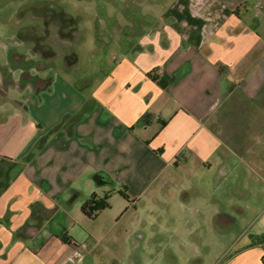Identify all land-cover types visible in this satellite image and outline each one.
<instances>
[{
    "label": "crops",
    "instance_id": "obj_1",
    "mask_svg": "<svg viewBox=\"0 0 264 264\" xmlns=\"http://www.w3.org/2000/svg\"><path fill=\"white\" fill-rule=\"evenodd\" d=\"M160 1L89 94L19 67L3 91L0 72V264H86L82 204L126 180L139 199L169 165L213 179L219 250L189 263L264 264V0Z\"/></svg>",
    "mask_w": 264,
    "mask_h": 264
},
{
    "label": "rangeland",
    "instance_id": "obj_2",
    "mask_svg": "<svg viewBox=\"0 0 264 264\" xmlns=\"http://www.w3.org/2000/svg\"><path fill=\"white\" fill-rule=\"evenodd\" d=\"M152 6L148 0H0V64L19 56L24 60L19 68L31 76L28 82L36 81L39 70L42 77L59 75L89 94L120 56L116 41H136L164 10L160 0ZM212 183L206 171L192 176L169 165L139 199L133 183L109 184L104 191L110 207L91 222L94 235L85 230L86 264H190L205 247L216 253ZM183 189L199 195L191 194L183 205ZM233 228L237 234L242 230Z\"/></svg>",
    "mask_w": 264,
    "mask_h": 264
},
{
    "label": "trees",
    "instance_id": "obj_3",
    "mask_svg": "<svg viewBox=\"0 0 264 264\" xmlns=\"http://www.w3.org/2000/svg\"><path fill=\"white\" fill-rule=\"evenodd\" d=\"M24 64V60L16 56L13 57L12 62H11V67L6 66V67H1L0 66V71L5 75V82L3 86V91L7 90L8 85L12 83L11 79V72H12V66L14 67H20ZM10 67V68H8ZM30 79L28 73L24 74V80L28 81ZM108 195L104 196H99L97 194H92L81 206V211L85 216H87L91 220H95L101 211L108 209L110 207L108 203Z\"/></svg>",
    "mask_w": 264,
    "mask_h": 264
},
{
    "label": "built area",
    "instance_id": "obj_4",
    "mask_svg": "<svg viewBox=\"0 0 264 264\" xmlns=\"http://www.w3.org/2000/svg\"><path fill=\"white\" fill-rule=\"evenodd\" d=\"M71 245L74 247V253L73 255H71L69 258H68V261L69 263L70 262H75L76 260L77 261H81L83 259V256L81 254V252L79 251V248L83 249V250H86L87 249V244L83 243V244H79L77 242H71Z\"/></svg>",
    "mask_w": 264,
    "mask_h": 264
}]
</instances>
